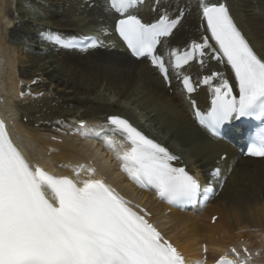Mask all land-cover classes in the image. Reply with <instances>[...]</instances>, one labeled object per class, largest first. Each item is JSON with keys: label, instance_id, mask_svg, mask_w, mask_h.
Instances as JSON below:
<instances>
[{"label": "bare ground", "instance_id": "bare-ground-1", "mask_svg": "<svg viewBox=\"0 0 264 264\" xmlns=\"http://www.w3.org/2000/svg\"><path fill=\"white\" fill-rule=\"evenodd\" d=\"M7 1L0 0V113L6 122H12L15 141L25 137L20 144L32 165L55 172L58 164H62L63 172L72 176L71 168L87 163L98 152L89 141L81 140L78 133L74 136L52 134L62 140L61 143L53 141L49 134L51 128L68 132L74 129L69 126L73 119L99 120L105 125L109 116H121L168 146L188 170L201 174L203 184L209 179L212 167L220 163L224 185L200 211L171 209L163 215L167 207L154 201L150 193L140 192L138 200L146 202L167 237L190 258L199 257L200 245L205 243L211 260L243 238L250 253L258 252L257 262L264 261V157H241L228 143L209 136L192 119L189 97L177 82L173 80L166 88L145 60L130 59L112 33L115 15L107 8L106 0H14L15 8L13 4L8 7ZM152 1H146L134 13L154 20L165 12L170 17H175L180 8L184 12L181 23L160 44V52L170 47L183 48L193 40L202 39L205 33L199 26L202 2L159 0L152 11ZM220 2L226 3L253 49L264 54V0ZM8 18L13 25L7 38L2 34V26ZM57 32L66 36L99 35L101 43L85 51L56 50L44 36L56 37ZM184 71L195 72L197 78L218 71L227 80L231 79L226 67L209 60L201 67L190 65ZM37 78L42 82L36 81L34 90L31 87L33 91L19 81ZM219 83L218 79L216 84ZM41 87L40 98L30 95L19 98L26 91L37 94L41 91L36 89ZM210 95L206 86L190 98L203 108L208 106ZM49 148L52 152L46 157ZM222 154H226L224 160L219 159ZM96 163L97 171L92 178L99 179L100 171L111 179L115 174L123 192L134 194V188L115 173L110 162L98 159ZM85 178H88L87 165L77 177L78 180ZM213 215L218 217L210 223Z\"/></svg>", "mask_w": 264, "mask_h": 264}, {"label": "snow or ice", "instance_id": "snow-or-ice-1", "mask_svg": "<svg viewBox=\"0 0 264 264\" xmlns=\"http://www.w3.org/2000/svg\"><path fill=\"white\" fill-rule=\"evenodd\" d=\"M139 2L110 0L109 5L120 16L115 32L131 56L141 62L148 60L169 85L175 76L189 98L196 87L184 69L192 63L203 66L205 59L226 61L238 96L222 73L204 75L199 83L209 87L211 106L202 112L190 99L195 119L215 136L232 120L259 118L261 126L251 133L247 154L264 157V54L253 49L226 3H201L202 19L214 45L203 37L183 48L170 47L160 52L161 38L178 27L183 10L178 9L175 18L165 12L155 22L146 23L132 14ZM55 42L66 48L94 47L98 43L95 38ZM217 79L219 84L215 83ZM75 131L85 138L99 139L103 135L105 146L110 149L114 142L107 138L108 133L121 136L132 146L117 154L122 171L136 185L154 190L173 206L194 203L201 195L206 200L221 174L219 168L214 169L213 180L202 189L200 180L186 167L173 166L172 162L178 159L175 155L121 116H109L99 129L89 128L81 120ZM81 168L76 170L77 175ZM88 172V179L76 181L30 165L0 120V264H186L181 252L149 222L148 213L134 210L103 180L92 178L94 169L88 168ZM232 251L239 256L235 249ZM217 264L236 262L221 258ZM239 264L245 261L240 260Z\"/></svg>", "mask_w": 264, "mask_h": 264}, {"label": "rangeland", "instance_id": "rangeland-1", "mask_svg": "<svg viewBox=\"0 0 264 264\" xmlns=\"http://www.w3.org/2000/svg\"><path fill=\"white\" fill-rule=\"evenodd\" d=\"M9 1L12 2V3H9ZM14 2H15L14 0H13V1H12V0H8V1H7V3H8L7 6L9 7V5L12 6V4H13V8H15V7H14ZM7 6H6V8H7ZM8 19H9V18H8ZM8 19H7V21L4 23V26H2V30H3V31L1 30V31H2V34L6 35L7 38H8V30L11 28V27H10L11 24L13 25V21H12V20L10 21V19H9V20H8ZM9 21H10V22H9ZM11 22H12V23H11ZM7 23H8V25H7ZM9 23H10V24H9ZM5 24H6V25H5ZM8 26H9V28H7ZM4 28H6L7 32H5L6 30H5ZM14 47H15V46H14ZM1 48H2V47H1ZM15 49H16V48H15ZM0 50H1V49H0ZM16 68H17V67H16ZM37 79H39V78H37ZM21 80H22V81H21ZM39 80H41V79H39ZM19 81H20V83L22 82V83L27 84V85L30 87V91H33V90H34V87H35V86H34L32 83H30V82H32V81H29V82L27 81V82H26V80H24V79H19ZM44 81H45V83L48 82L47 80H44ZM46 81H47V82H46ZM41 82H42V81H41ZM31 84H32L33 86H32ZM31 87L33 88V90H32ZM53 88H54V87L51 86V87H50V91H52ZM36 90L41 91V90H42V87H41V88H38V89H36ZM1 92H2V90H0V93H1ZM26 92H28V91H26ZM41 92H42V91H41ZM29 95L33 97V94H30V93H29ZM42 95H43V94H42ZM13 116H14V115H13ZM13 116H11V119L14 118ZM17 116H18V115H17ZM15 117H16V115H15ZM25 120H26V119L24 118L23 121L25 122ZM35 127H36V125H35ZM98 156H99V155H98ZM98 158H99V157H98ZM262 261H263V260H262ZM262 261H260V264L262 263Z\"/></svg>", "mask_w": 264, "mask_h": 264}]
</instances>
